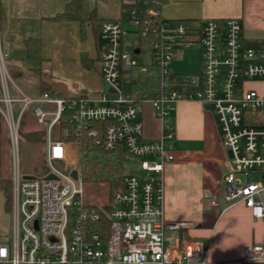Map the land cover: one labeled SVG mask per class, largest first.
Listing matches in <instances>:
<instances>
[{
	"label": "built area",
	"instance_id": "1",
	"mask_svg": "<svg viewBox=\"0 0 264 264\" xmlns=\"http://www.w3.org/2000/svg\"><path fill=\"white\" fill-rule=\"evenodd\" d=\"M149 1L154 7L147 13L161 16L163 0ZM129 19L140 36L153 35V69L124 50L121 22L106 20L100 28L99 74L107 90L94 98L25 94L6 67L0 36V117L7 125L12 162V235L0 241V264L264 263V240L249 246L239 261L210 262L203 241L181 233L166 237V230L179 232L185 225L167 224L162 207V175L174 159L171 113L179 102L198 101L213 107L222 144L232 155L224 198L213 199L211 206L224 212L241 202L254 219L264 220V40L247 45L237 18L203 20L198 28L161 18L151 28L134 8ZM195 46L200 72L175 74L170 67L175 53ZM134 68L147 76L155 72L158 79L148 99L162 123V135L155 140L144 136L141 113L146 100L124 94V76ZM46 104L55 110H45ZM29 105L38 123L47 124V173L24 180L19 128ZM85 139L106 150L122 148L132 158L123 187L101 206L85 197L80 169ZM49 175L54 178L46 179Z\"/></svg>",
	"mask_w": 264,
	"mask_h": 264
},
{
	"label": "crops",
	"instance_id": "2",
	"mask_svg": "<svg viewBox=\"0 0 264 264\" xmlns=\"http://www.w3.org/2000/svg\"><path fill=\"white\" fill-rule=\"evenodd\" d=\"M71 1L0 0V30L6 67L11 76L23 73L15 81L26 79L27 83H34L38 92L30 97L41 95L40 79L53 93L64 97L85 94L94 98L103 91L99 74V27L87 23L82 33L77 21L53 20ZM108 1L110 7L102 3L99 8V0H81L83 18L88 19L94 13L99 23L119 20L123 28V20L130 21L131 9H124L122 0ZM125 4L133 2L126 1ZM160 14L172 25L184 21L192 28H198L203 20L237 18L242 23L247 45L253 46L264 40V0H163ZM29 38L41 39L42 61L26 59L25 42ZM146 49L138 45L134 54H142ZM82 55L90 60V67L82 63ZM149 67L153 69L152 63ZM53 75L73 83L60 85L49 78ZM144 76L157 79L155 72L152 76ZM156 87L157 84L149 88L147 97H142L141 91L134 95L146 100L142 104L141 119L148 140L162 135V123L148 101ZM170 121L175 136L174 159L165 164L162 175L163 217L167 224H184L185 227L179 232L166 230V237L181 233L203 241L208 249V260L213 263L241 260L249 246L264 240V220L254 219L241 202L232 204L224 212L211 206L213 199L223 200L225 177L231 169L213 107L198 101H182L175 105Z\"/></svg>",
	"mask_w": 264,
	"mask_h": 264
},
{
	"label": "rangeland",
	"instance_id": "3",
	"mask_svg": "<svg viewBox=\"0 0 264 264\" xmlns=\"http://www.w3.org/2000/svg\"><path fill=\"white\" fill-rule=\"evenodd\" d=\"M99 8L102 7V3L106 6H111L108 0H99ZM116 6V3L113 2ZM130 28V29H129ZM123 44L125 51L130 54L139 64H145L149 66L151 64L149 50H144L142 54L136 55L134 51L139 45V32L138 27L128 19L123 20ZM1 36V49L3 52L2 33ZM143 49V48H142ZM4 54V52H3ZM201 55L198 46L192 48H186L177 51L174 56V60L171 62V70L177 74L188 76L190 74H197L200 72ZM49 78L60 85L65 84L67 86L72 85L73 82L65 80L60 76L53 75ZM135 81V82H134ZM135 83V84H133ZM17 86L28 95H37V87H34V83H27L26 79L17 80ZM158 84L157 79H149L139 73L138 68H134L131 73H127L124 83L125 95L131 98L135 94L141 91L142 97H147L150 94L149 88L152 85ZM78 86H80L78 84ZM107 89L106 84H102V89ZM3 108V104H0ZM33 105H29L23 113V131L25 133L31 131H46L47 124H40L33 116ZM47 111H54V105L46 104L44 106ZM57 128L53 130L54 137L57 133ZM0 133L2 139V176L9 178L12 175V162H11V149L7 143L8 129L4 121L0 117ZM19 156H20V172L23 175H31L35 177H43L47 173V167L45 164V144L44 142H29L24 135H20L19 141ZM228 156V155H227ZM127 161H131V156L126 153ZM85 197L88 202L101 206L109 202V188L105 184L97 183H85L84 185ZM12 235V217L11 212H7L4 207V196L0 193V241L5 240Z\"/></svg>",
	"mask_w": 264,
	"mask_h": 264
},
{
	"label": "trees",
	"instance_id": "4",
	"mask_svg": "<svg viewBox=\"0 0 264 264\" xmlns=\"http://www.w3.org/2000/svg\"><path fill=\"white\" fill-rule=\"evenodd\" d=\"M124 9H138L143 21H149L150 27L153 28L161 22V16L149 15L147 11L154 7L149 0H122ZM126 1H131L133 4L126 5ZM53 20H70L77 21L81 25V32H84V26L90 23L94 28H101V23L98 22L94 13L88 19L82 16L81 0H72L65 7V10L58 14ZM144 25V24H142ZM153 43V35L140 36L139 46L147 49L151 48ZM26 59L28 61H42V43L40 38H29L25 42ZM82 63L88 68L91 66L90 60L82 55ZM23 73H14L12 78L16 80L22 77ZM40 76V75H39ZM50 92L53 93L48 85L40 79L39 93ZM23 122L20 124L19 133L24 135L29 142H44V131H31L25 133L23 131ZM7 143L9 141L7 139ZM82 154L80 158L81 175L85 183L105 184L109 188V198L111 199L113 193L123 187V178L129 170L126 153L122 148L113 150H106L101 144H97L95 140L85 139L83 141ZM10 146V145H9ZM0 193L4 196V207L7 212L12 209V182L11 177L4 178L2 176V139L0 133Z\"/></svg>",
	"mask_w": 264,
	"mask_h": 264
},
{
	"label": "water",
	"instance_id": "5",
	"mask_svg": "<svg viewBox=\"0 0 264 264\" xmlns=\"http://www.w3.org/2000/svg\"><path fill=\"white\" fill-rule=\"evenodd\" d=\"M227 154H228V156H229L230 158L232 157V155H231L230 152H228ZM72 175H73L74 178H77V175H78L77 171H73V172H72ZM53 178H54L53 175H49V176L46 177V179H53ZM23 179H24V180H33V179H35V176L24 175V176H23Z\"/></svg>",
	"mask_w": 264,
	"mask_h": 264
}]
</instances>
